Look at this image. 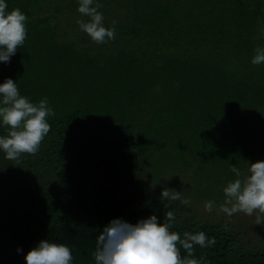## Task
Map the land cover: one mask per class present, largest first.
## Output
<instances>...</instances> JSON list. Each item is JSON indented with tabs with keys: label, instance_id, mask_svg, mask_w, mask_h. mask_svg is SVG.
<instances>
[{
	"label": "trees",
	"instance_id": "16d2710c",
	"mask_svg": "<svg viewBox=\"0 0 264 264\" xmlns=\"http://www.w3.org/2000/svg\"><path fill=\"white\" fill-rule=\"evenodd\" d=\"M95 2L104 26L115 22L105 44L67 36L79 0H5L26 14L27 38L0 62V84L13 79L33 103L46 97L55 115L36 154L0 150V264H26L45 239L68 246L73 264H95L111 221L163 222L169 210L182 238L214 239L194 245L199 264H264V246L231 222L160 198L166 187L222 204L230 167L264 160V63H251L264 47V0ZM167 172L193 177L190 188L157 185Z\"/></svg>",
	"mask_w": 264,
	"mask_h": 264
},
{
	"label": "clouds",
	"instance_id": "9594fccd",
	"mask_svg": "<svg viewBox=\"0 0 264 264\" xmlns=\"http://www.w3.org/2000/svg\"><path fill=\"white\" fill-rule=\"evenodd\" d=\"M101 7L95 0H79L77 9L89 18L77 21L80 29L97 44L108 43L116 36L115 22L111 28L104 26L103 14L98 11ZM7 8L5 0H0V62L4 63L10 61L27 38L26 14L19 8L10 12ZM254 52L251 63H264V47H257ZM54 115L46 97L38 103L30 102L21 95L13 79H5L0 84V124L7 129V134L0 135V150L6 158L18 161L24 153L36 154L51 129L47 117ZM230 170L237 178L223 189L222 211L229 216L236 212L252 216L258 211L256 224H264V160L250 163L246 172L235 165ZM160 198L179 200L185 205L190 203L180 192L166 187ZM214 206V201H206L205 211L212 212ZM175 221V213L170 210L164 213L163 222L156 215L135 224L122 219L111 221L96 240L95 264H199L195 258H189L193 256L194 245L205 247L213 244L214 239L210 240L203 232H185L182 238L180 233L172 230ZM181 247L188 253L187 257H181ZM25 261L26 264H73V255L68 246L45 239L30 249Z\"/></svg>",
	"mask_w": 264,
	"mask_h": 264
},
{
	"label": "rangeland",
	"instance_id": "374dc122",
	"mask_svg": "<svg viewBox=\"0 0 264 264\" xmlns=\"http://www.w3.org/2000/svg\"><path fill=\"white\" fill-rule=\"evenodd\" d=\"M70 22L72 25L69 27V34L67 36H71L82 31L77 23L78 20H88V17L82 16L78 11H73L69 16ZM72 32V33H71ZM83 32V31H82ZM73 34V35H74ZM180 180L181 186H185L189 184V188L191 183L193 182V177L189 176L187 173L182 174L181 176H176L174 178L171 172H167L162 176V179L157 182V185H169L174 180ZM206 201H190L189 205L195 208V212L201 219H205L211 222H217L221 220H227L234 224L238 230L242 231L245 240H250L252 242L261 243L264 246V225L256 224V216L259 215L258 211L254 212L252 216H248L243 212H236L229 216L225 212L222 211L221 205L224 204H215L212 212L205 211L204 204Z\"/></svg>",
	"mask_w": 264,
	"mask_h": 264
}]
</instances>
